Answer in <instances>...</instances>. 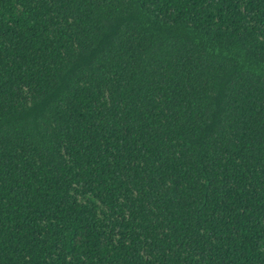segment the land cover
Instances as JSON below:
<instances>
[{
    "label": "trees",
    "instance_id": "1",
    "mask_svg": "<svg viewBox=\"0 0 264 264\" xmlns=\"http://www.w3.org/2000/svg\"><path fill=\"white\" fill-rule=\"evenodd\" d=\"M0 264H264V0H0Z\"/></svg>",
    "mask_w": 264,
    "mask_h": 264
}]
</instances>
